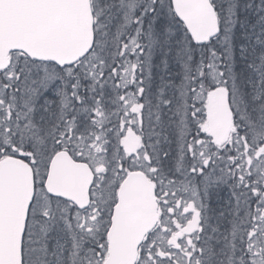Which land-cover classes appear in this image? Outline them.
<instances>
[{
    "label": "snow or ice",
    "instance_id": "6c2138e0",
    "mask_svg": "<svg viewBox=\"0 0 264 264\" xmlns=\"http://www.w3.org/2000/svg\"><path fill=\"white\" fill-rule=\"evenodd\" d=\"M0 264H264V0H0Z\"/></svg>",
    "mask_w": 264,
    "mask_h": 264
}]
</instances>
